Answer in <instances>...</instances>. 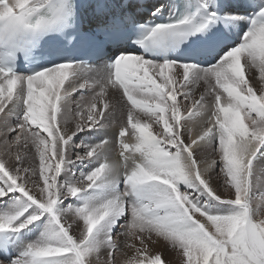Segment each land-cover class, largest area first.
I'll use <instances>...</instances> for the list:
<instances>
[{
  "label": "snow or ice",
  "instance_id": "obj_1",
  "mask_svg": "<svg viewBox=\"0 0 264 264\" xmlns=\"http://www.w3.org/2000/svg\"><path fill=\"white\" fill-rule=\"evenodd\" d=\"M258 184L264 0H0V264H264Z\"/></svg>",
  "mask_w": 264,
  "mask_h": 264
},
{
  "label": "rangeland",
  "instance_id": "obj_2",
  "mask_svg": "<svg viewBox=\"0 0 264 264\" xmlns=\"http://www.w3.org/2000/svg\"><path fill=\"white\" fill-rule=\"evenodd\" d=\"M197 96H199V92H197ZM187 102L182 101V105L186 104ZM188 106L190 107V104H188ZM117 119H119V114L117 115ZM125 119H126V115H125ZM156 125H153V131H157L159 130ZM84 137H81L80 140H77L76 143L80 144L81 140H83ZM210 152V150H209ZM199 155V154H198ZM215 159L217 158V160L219 159V156L216 155L214 157ZM216 171L218 172L219 169H216ZM214 178L212 177V185L215 189H217L218 194H220L222 197H227L229 194L227 192H225V189L222 186H219L220 182L217 180L216 175H213ZM215 185V186H214ZM219 188V189H218ZM257 199H259L261 196H264V184H258L255 189H254ZM262 193V194H261ZM260 195V196H259ZM156 246V247H155ZM153 248V252H162L163 253V258L164 260L168 261L169 264H178V258L176 256V254L169 250L165 244L163 242H160L159 244L155 245ZM157 250V251H156Z\"/></svg>",
  "mask_w": 264,
  "mask_h": 264
},
{
  "label": "bare ground",
  "instance_id": "obj_3",
  "mask_svg": "<svg viewBox=\"0 0 264 264\" xmlns=\"http://www.w3.org/2000/svg\"><path fill=\"white\" fill-rule=\"evenodd\" d=\"M155 2V0H146V3L150 6L152 3H154ZM144 18H147L146 16L144 17ZM196 96H197V93H196ZM198 97V96H197ZM119 114V113H118ZM157 129V128H156ZM199 129H197V131H198ZM116 130L115 129H112V130H110L109 131V134H108V137L109 138H112V136H113V133L115 132ZM210 150V149H209ZM211 154V153H210ZM110 156H111V159H118L119 158V151H118V148L115 146V145H113L112 146V150H111V154H110ZM217 159V158H216ZM214 175V174H213ZM212 175V177L214 178V176ZM213 183V182H212ZM213 186V185H212ZM215 186V185H214ZM219 189V188H218ZM262 194V193H261ZM260 196V195H259ZM156 247V246H155ZM154 249V248H153ZM157 251V250H156ZM117 257H118V259L120 258V254L119 253H117Z\"/></svg>",
  "mask_w": 264,
  "mask_h": 264
}]
</instances>
